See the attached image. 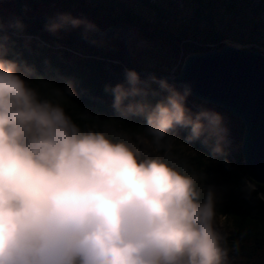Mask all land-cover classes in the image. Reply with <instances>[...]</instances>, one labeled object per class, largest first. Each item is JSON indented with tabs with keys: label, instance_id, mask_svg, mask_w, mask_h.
I'll list each match as a JSON object with an SVG mask.
<instances>
[{
	"label": "clouds",
	"instance_id": "clouds-1",
	"mask_svg": "<svg viewBox=\"0 0 264 264\" xmlns=\"http://www.w3.org/2000/svg\"><path fill=\"white\" fill-rule=\"evenodd\" d=\"M81 24L93 27L70 14L47 27ZM8 39L0 36V264H231L217 189L167 152L82 128L63 105L77 95L72 81L37 78L55 86L42 92L34 69L7 57ZM109 90L117 112L143 118L141 142L157 153L177 127L222 150L220 115L192 112L189 88L129 69Z\"/></svg>",
	"mask_w": 264,
	"mask_h": 264
},
{
	"label": "trees",
	"instance_id": "trees-1",
	"mask_svg": "<svg viewBox=\"0 0 264 264\" xmlns=\"http://www.w3.org/2000/svg\"><path fill=\"white\" fill-rule=\"evenodd\" d=\"M25 1L33 10L37 9L39 3L72 2L82 11L87 10L94 18V34L115 22L130 23L136 27L142 39L161 41L169 46L174 55L181 50L185 54L219 46L228 39L264 50V38L260 39L261 34L256 31L258 22L252 21L247 37L243 34L236 37L226 27L217 28L213 20L215 14L221 18L239 15L245 9L251 15L261 14L264 17V0H182L191 5L189 15L178 13V5L174 0ZM59 15L60 12L47 16ZM17 21L22 22V27L16 26ZM69 27L75 31L71 25ZM61 30L65 34L61 39L48 36L44 22H28L18 12L10 15L0 9V36L6 34L9 37L7 57L33 68L29 77L31 80L40 78L61 88L71 80L77 95L64 99L63 105L78 125L85 129L103 130L110 135L143 138V118L124 116L117 112L113 107V94L109 90V86L125 82L126 71L131 69L127 65L122 43L121 46L110 44V47H105L104 43L84 42L69 30L62 27ZM129 53L132 64L136 68H144L135 63L130 49ZM175 57L172 60L168 56V69L165 71L162 67L147 65L145 68L168 72L175 63ZM150 76L140 75L141 79ZM34 86L44 93L55 87L45 85L39 79L34 81ZM186 105L194 113L204 110L200 101L190 96H187ZM214 108L213 112L221 117L220 129L236 136L238 147L227 146L219 137L222 149L219 152H214L211 144L202 143L200 139L193 140L195 151L184 150L178 141L180 138L188 139V129L177 127L174 130L176 138L161 148L159 153L155 150V154L167 152L176 163H187L193 172L204 178L206 185L212 186L213 181L225 185L224 199L217 205L216 213L229 221L226 238L234 250L233 254L250 256L245 250L251 246L256 250H264V184L250 180L245 173L240 152L242 122L222 107ZM259 264H264V261Z\"/></svg>",
	"mask_w": 264,
	"mask_h": 264
},
{
	"label": "water",
	"instance_id": "water-1",
	"mask_svg": "<svg viewBox=\"0 0 264 264\" xmlns=\"http://www.w3.org/2000/svg\"><path fill=\"white\" fill-rule=\"evenodd\" d=\"M17 12L28 22H52L59 16L25 14L29 5L14 0ZM78 40L84 42L115 39L122 43L127 65L140 75L166 79L181 90L190 89L188 96L219 106L238 118L243 125L240 152L247 177L264 184V50L225 40L219 46L185 53L177 71L161 72L136 68L128 49L135 27L127 22H115L91 36H84L64 25ZM264 199V197H263Z\"/></svg>",
	"mask_w": 264,
	"mask_h": 264
},
{
	"label": "rangeland",
	"instance_id": "rangeland-1",
	"mask_svg": "<svg viewBox=\"0 0 264 264\" xmlns=\"http://www.w3.org/2000/svg\"><path fill=\"white\" fill-rule=\"evenodd\" d=\"M177 5L178 9L176 10L180 14L189 15L191 11V5L189 2H185L182 0H174ZM247 1V0H246ZM250 2H258V0H249ZM248 1V2H249ZM252 5V3L250 4ZM0 9H2L7 14H15L17 12V8L15 5L14 0H0ZM249 9V8H248ZM25 12L32 13V14H42V15H52L54 13L60 12V14H70L72 17L81 18L87 22H91L93 25L92 28H86L84 24H81L78 27H73L76 32L82 35H92L94 34V18L88 13L87 10L82 11L78 5L72 4V2H68L66 4L62 2H51V4L46 3H39L36 10L31 9L30 7L25 8ZM219 14H215L213 20L216 23L217 28L226 27L230 29V31L234 34V36L239 37L241 34L247 37L249 33V29L251 27V23H257L256 31L261 34L260 39L264 38V17L260 14L259 16L251 15L249 10L245 9L244 12L240 13L239 15H232V16H222L221 18H217ZM253 21V22H252ZM51 22H44V29L48 36H55L58 39L63 38L65 35L64 32L60 29L53 32L48 29V25ZM232 40V39H228ZM235 41V40H234ZM104 43L105 47H110V44H117L121 46V42L115 39H109L105 41H97ZM93 43V42H92ZM247 45V44H242ZM94 46V45H93ZM118 46V47H119ZM248 46V45H247ZM95 47V46H94ZM115 47L114 49H116ZM128 48L131 51V55L134 56V61L136 64L140 65L141 67L151 66V67H162V69H168V61L169 58L173 60L175 57V63L170 66L169 72L177 71V66L179 61L181 60L182 56L184 55L183 50L179 51L177 55H174V52H171V49L166 44L162 43L161 41H146L142 39L139 31L135 27V34L129 38L128 41ZM263 50V49H261ZM172 56V57H171ZM200 106L202 109H207L210 111L215 110V106L211 104L204 103L200 101ZM127 138L128 142L132 144L134 147L139 148L141 151L150 152L153 155L155 154V149L145 143L141 142L140 137H130L127 135H122ZM219 137L227 146L234 147L239 146V140L236 136L229 133L227 130L220 129ZM179 145L184 150L188 151H195L194 148V141H190L185 138H180L178 141ZM212 186H214L219 195L220 200L224 199V191L226 187L224 184L220 182L213 181ZM216 226L218 230L221 232L223 236L222 244L224 248L228 251L229 259L231 264H259V262L264 261V250L262 249H254L252 246L251 248H247L246 252L250 253V256L247 255L245 257L234 255V250L230 248L228 239L226 238L229 229V221L225 219V217L221 214L216 213ZM247 259V260H246Z\"/></svg>",
	"mask_w": 264,
	"mask_h": 264
}]
</instances>
